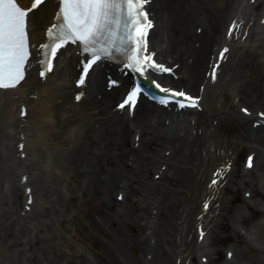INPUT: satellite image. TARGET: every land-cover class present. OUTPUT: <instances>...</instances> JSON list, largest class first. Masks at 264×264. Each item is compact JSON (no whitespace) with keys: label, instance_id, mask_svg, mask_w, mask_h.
Wrapping results in <instances>:
<instances>
[{"label":"bare ground","instance_id":"6f19581e","mask_svg":"<svg viewBox=\"0 0 264 264\" xmlns=\"http://www.w3.org/2000/svg\"><path fill=\"white\" fill-rule=\"evenodd\" d=\"M256 1L152 0L149 10L155 20V43L151 42L150 49L169 67H178L176 78L166 76L164 82L203 94V110L188 111V116L176 122L169 110L145 103L137 107L132 118L116 112L113 102L126 90L129 79L120 78L121 85L108 91L106 77H120L117 68L108 64L98 65L87 85L75 88L81 56L71 47L59 52L52 74L39 79L40 58L36 56L46 40L47 28L55 21L58 3L46 0L30 13L33 56L27 77L17 88L0 91V172L8 177L11 184L7 186H11L12 193L0 198V224L7 216L3 208L7 203L12 204L11 211H17L22 203L24 193L15 176L28 177L24 188L32 187L33 208L40 204L33 182L35 157L43 164V191L57 197L64 208L66 203L75 206L74 211L65 209L66 215H59L58 220L76 224L88 218L91 220L85 227H100L101 238L76 231V244L84 243V252L74 248L62 252L63 243L52 245L56 259H67L64 264H177L179 260L180 264H198L195 247L183 246L186 219L189 218V226L203 225L212 241L217 237L215 229L229 231L231 221L246 223L245 212L233 208L234 202L240 201V187H247L243 191L250 193V200L257 197L256 205L242 199L250 216L264 202L259 198L257 183L249 186L253 171L245 172L238 162L243 150L249 155L255 153L254 168L264 170V158L262 164L257 161L264 153V122L260 120L264 113V78L259 74L251 79L254 66L258 71L264 69V37L255 32L263 15L256 19L247 12L259 6L260 0ZM18 2L22 7H32V0ZM232 23L241 27L238 39L227 35ZM225 47L231 48L229 60L216 85H211L205 73L214 54ZM249 65L250 70H246ZM226 75L228 78L222 83ZM245 108L251 112L249 117L242 113ZM22 109L27 115L21 118ZM257 122L262 123L255 128ZM21 144L25 146L22 152L17 150ZM22 153L26 154L24 159L20 158ZM226 170L230 172L227 182L231 188L228 184L218 191L206 188L204 182L210 174L218 171L219 177ZM53 176L61 180V191L54 190L50 180ZM226 193L230 198H224ZM118 196L123 197L122 202ZM134 196L136 199L132 200ZM197 202L202 203L200 211ZM206 203L211 204L210 210L202 212ZM95 214L105 219H94ZM47 223H42V229ZM118 224L128 229L126 237ZM1 228L0 240L14 247L16 253L37 251L42 264H58L54 257L46 256L50 250L46 240H53L51 235H46V240L32 235L12 238L10 228ZM232 229L236 244H243L241 230L237 226ZM19 244L23 247L17 250ZM247 249L249 252L258 248L247 245ZM213 251L203 252L199 261L206 257L207 264H220L216 256L219 250L215 247ZM245 252L239 256L247 264H261V260H253ZM143 253L148 257L143 259ZM68 255L78 260H71ZM237 256L234 249L232 260L225 264H237ZM0 264L9 263L2 260Z\"/></svg>","mask_w":264,"mask_h":264},{"label":"snow or ice","instance_id":"6c2138e0","mask_svg":"<svg viewBox=\"0 0 264 264\" xmlns=\"http://www.w3.org/2000/svg\"><path fill=\"white\" fill-rule=\"evenodd\" d=\"M147 2L148 0H61L60 12L56 17L60 24H53L49 28L50 42L43 47L51 49V55L55 58L59 49L70 42L78 46L82 45L83 52L87 57H90L85 65L84 76H87L88 69L98 61L111 57L113 50H122L126 54L134 52L135 54L127 56L129 62L126 67L144 73L146 72L144 64L150 57L142 54L147 51V48L146 42L142 39L143 34L139 29L143 27L144 20L148 16V13L143 9V5ZM42 4H44V0H35L32 7L25 8L18 3V0H0V88L14 87L23 79L22 67L30 55L28 46L29 14ZM147 23L151 25L150 20ZM121 27L125 33L123 37L120 33ZM133 32L136 33V48L125 49L124 44L132 39ZM224 51L227 52L228 49L225 48ZM152 63L155 64V61L153 60ZM155 66L163 67L159 64ZM46 67L51 70L50 65ZM167 71L170 72L171 69L169 68ZM143 79H147V77L144 76ZM5 81L9 83L6 84ZM78 82L83 85L85 80L81 78ZM112 83L116 84L117 81L113 80ZM153 83L164 92H172L175 96L180 97L188 96L186 92L165 88L158 81H153ZM143 91L144 87L137 81L128 100H125L120 107H124V104L131 101L138 92ZM82 95L83 93L76 98L80 99ZM170 98L167 96L163 98V103L167 104ZM188 99L193 101L192 106H198L196 103L198 97L188 96ZM177 102L181 107L185 106V101ZM244 111L248 113L250 110L245 108ZM261 115L264 116V113ZM20 147L23 149L25 146L21 144ZM251 163L250 158L249 166Z\"/></svg>","mask_w":264,"mask_h":264},{"label":"rangeland","instance_id":"374dc122","mask_svg":"<svg viewBox=\"0 0 264 264\" xmlns=\"http://www.w3.org/2000/svg\"><path fill=\"white\" fill-rule=\"evenodd\" d=\"M262 0H260L261 2ZM263 8V4L262 2L260 3V5L254 9L251 8L250 14L252 12V14L254 16H257L261 13ZM261 37H264V28L262 30L261 33ZM156 42H158V40H155ZM155 43V42H154ZM238 58H236L235 62L237 61ZM252 57L249 56L248 60L251 61ZM254 60V58H253ZM252 60V61H253ZM246 70H250V65L249 68L246 66L245 68ZM251 73V71H250ZM252 77L251 79L253 80L254 78H256L259 74L261 76H263L264 78V69L259 70L254 66V70L252 71ZM249 77V76H248ZM228 78V75H226L225 77H223L221 79L222 83L225 82V80ZM220 81V84H221ZM115 103V102H113ZM132 141V138L130 139ZM246 151H242L240 156H239V163L241 165H243V158L245 156ZM34 176H35V180L34 182V186L35 189L37 191V196H38V200L41 201L40 204L38 203V205H36L35 208L32 209V212L30 213L29 216L25 217L23 215H21L24 211H23V207H24V199L25 196L23 195L22 198V203L20 204V206L18 207L17 211H11L12 204L11 203H7V205L4 208L7 216L3 218V220L1 221L0 224V228L4 227V228H10L11 231H13V236L12 238L18 237V235H25V238H28L29 235L34 236L37 239H45L46 240V235H51L52 239L51 241H47L46 240V245L49 246V253L46 254L47 257L50 256L54 257V260L57 261L58 264H64L67 262L66 258L63 257H59L58 259H56L55 255H53V253L55 254V249H53L54 247H52V245H55L56 243H63V251L62 252H68L70 249H73L75 251H83L84 243L79 242L76 244V231L78 230L79 234H84V233H92L95 235V237L101 238L100 237V233H99V226H96V228H90L88 226H84V224L87 221H90L91 219H82L80 222H76V224H74L73 222H68L67 223H62L61 221L58 220L59 215L64 216L66 215L65 213V209L74 211L75 210V206H73L72 203H66L65 208L63 207V202H61L60 200L57 199V197H55L54 195H52L50 192L43 191L44 189V183L45 181V174L44 171L42 170V166L43 164H41V162H37L36 157L34 158ZM263 162H261L262 164ZM264 164V163H263ZM9 165H11L9 163ZM261 169V170H260ZM150 178H153V170L152 173L150 174ZM19 177L15 176V180L16 182L18 181ZM50 180L53 181L52 185L54 190H58L61 191L59 189H61V180H59L58 177L53 176L50 177ZM239 179H237L238 181ZM252 180V182H249V186L252 183H257V190H259V198L264 200V170H262L261 167L255 169V171L252 173V175H250V178L248 179V181ZM9 179L6 175L1 174L0 172V198L2 197H7V195H11V186H7L9 184H11L10 182H8ZM232 184H229V187L231 188ZM245 188H247L246 186H241L239 191V197L238 200L240 201H235L233 204V208L234 210H240V211H244L246 214V223H242V225L235 223V221H231V228L230 230H222V229H215V231L217 232V237L214 241H212L211 239H209L210 237H208V239L206 240L207 242L204 245V248H198V245L195 246V238H196V232L195 229L193 227V224L190 225V223L187 221L188 219L185 220V232L186 234L184 235V247H186L187 245H191L195 247V261L199 264L201 261H199V257L202 255L203 252L208 251V252H214V248L216 247L219 252L216 255L218 258V263L220 264H225V258H226V252L227 249L229 248H235L237 250V254L238 256L236 257V263L237 264H247V262L245 260H243L239 255V253L241 252H245V254H248V256L250 258H252L254 260V258H257L259 260H261V264H264V209L262 208V205H260V208H258L259 210L256 211L255 213L252 214V216L249 215L248 210L245 208L244 206V200H242L244 197H246V194H244ZM22 192V190H21ZM225 199L230 198V195L228 193H226L224 195ZM136 199V197H132V200ZM253 200V205H256L258 203L257 197L252 198ZM262 200V202H263ZM198 203V202H197ZM126 205V203L124 204V206ZM192 205V200L189 201V207ZM197 209H199V203L197 204ZM35 210V211H34ZM115 211V210H113ZM192 217H194V213L192 215ZM47 218V219H46ZM49 218V219H48ZM97 218V220H103L105 219L104 217H102V215L100 214H95L94 215V219ZM48 220H50V223H47ZM46 222L48 225L47 227L42 229V223ZM40 226V230H37L38 227ZM118 228H120L121 232L123 233V235L126 237L128 235L127 232V228L121 226L120 224L117 225ZM234 226H237L238 228H240L241 230H243V232H245V234L247 235V237L245 238V240L243 241V244H236V241L233 239V233L234 230L232 229ZM190 227V229H189ZM21 229V231H19V229ZM2 229V228H1ZM75 230V231H74ZM246 230H249L248 233ZM21 239V236L19 237ZM247 239V240H246ZM247 245L251 246V249L254 248H258L257 250L254 249V251H247ZM21 246L23 247V245L19 244V246L17 247V250L21 249ZM88 246H90L88 244ZM91 247V246H90ZM259 250V251H258ZM28 250L23 251V252H15L14 251V247H10L7 246L6 242L1 241L0 240V263L1 261H7V263L9 264H32V262H36L37 264H42V259H41V254L40 252L38 253L37 251H32L27 253ZM263 251V252H261ZM31 255V256H30ZM57 255V254H56ZM145 253H143V259H145ZM83 257V256H82ZM81 257V258H82ZM146 257H148L146 255ZM68 258H70L71 260L77 261L78 259L76 258V256L73 255H68ZM86 261V257L83 258ZM99 262V261H98ZM163 261L161 260V263ZM249 263L250 260L248 261ZM92 263H93V259H92ZM99 264H103L102 262H99ZM167 264V263H166ZM252 264V263H251Z\"/></svg>","mask_w":264,"mask_h":264}]
</instances>
